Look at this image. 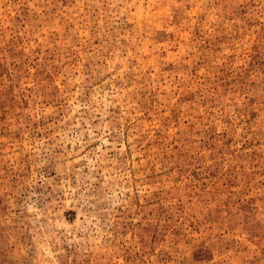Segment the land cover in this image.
<instances>
[{"label":"rangeland","instance_id":"obj_1","mask_svg":"<svg viewBox=\"0 0 264 264\" xmlns=\"http://www.w3.org/2000/svg\"><path fill=\"white\" fill-rule=\"evenodd\" d=\"M0 264H264V0H0Z\"/></svg>","mask_w":264,"mask_h":264}]
</instances>
